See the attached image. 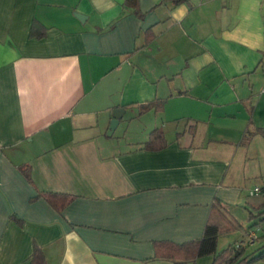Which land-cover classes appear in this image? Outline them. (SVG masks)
<instances>
[{
	"label": "crops",
	"instance_id": "obj_1",
	"mask_svg": "<svg viewBox=\"0 0 264 264\" xmlns=\"http://www.w3.org/2000/svg\"><path fill=\"white\" fill-rule=\"evenodd\" d=\"M126 1L0 0V264H173L156 243L201 241L216 201L218 253L264 237V0Z\"/></svg>",
	"mask_w": 264,
	"mask_h": 264
},
{
	"label": "trees",
	"instance_id": "obj_2",
	"mask_svg": "<svg viewBox=\"0 0 264 264\" xmlns=\"http://www.w3.org/2000/svg\"><path fill=\"white\" fill-rule=\"evenodd\" d=\"M188 2L189 0H163L161 5L171 3L173 6H179ZM126 5L137 8V0H127ZM135 14L142 16L137 9L135 10ZM34 26L36 27V24ZM34 26L31 37H36L38 39L44 38L45 33L36 36ZM155 107L156 103H150L143 109V112L155 109ZM166 145L165 132L162 129H155L151 132L150 138L143 145V148L148 151H159L165 148ZM21 171L28 180H31L30 167H23ZM43 197L58 212L63 211L75 198L71 195L61 193H48L43 195ZM251 216L254 215L251 214ZM259 216H264V211L256 217ZM237 229V224L232 220L222 204L216 201L213 204L204 237L201 241L183 245L156 243V257L164 260H173V264H186L187 262L207 256H214V264H255L257 262H264V251L247 255L246 247L237 249L236 246H230L221 253L217 252L219 237L223 234L234 232ZM30 264H48L45 253L41 248H35L30 258Z\"/></svg>",
	"mask_w": 264,
	"mask_h": 264
},
{
	"label": "rangeland",
	"instance_id": "obj_3",
	"mask_svg": "<svg viewBox=\"0 0 264 264\" xmlns=\"http://www.w3.org/2000/svg\"><path fill=\"white\" fill-rule=\"evenodd\" d=\"M135 126H139L138 124H135ZM249 224H247V228H249ZM264 228V227H263ZM249 231H251L250 233H254L255 235V243L254 244H247L246 247L249 249V252H253V250L257 249L259 247L260 244V240L263 239V231L262 229L258 228V227H251L249 229ZM224 235V234H223ZM222 235V236H223ZM243 237V238H242ZM242 237H232V238H228V237H223L221 242H220V249L222 250L223 248H226L228 246V244H234L236 242V240L241 243L243 240H245L246 243H248V236L244 233ZM239 239V240H238ZM263 245V244H261ZM255 264H264V262H257Z\"/></svg>",
	"mask_w": 264,
	"mask_h": 264
},
{
	"label": "water",
	"instance_id": "obj_4",
	"mask_svg": "<svg viewBox=\"0 0 264 264\" xmlns=\"http://www.w3.org/2000/svg\"><path fill=\"white\" fill-rule=\"evenodd\" d=\"M124 112L125 111L123 109H117L114 111V117H113V120H112L110 128H109V134L110 135H112L114 133V131L116 130V128L119 124V121L121 119V116Z\"/></svg>",
	"mask_w": 264,
	"mask_h": 264
},
{
	"label": "built area",
	"instance_id": "obj_5",
	"mask_svg": "<svg viewBox=\"0 0 264 264\" xmlns=\"http://www.w3.org/2000/svg\"><path fill=\"white\" fill-rule=\"evenodd\" d=\"M261 190L260 189H256V193H259ZM244 244H254L255 243V237H250L249 238V241H248V243H246V242H243ZM243 243H241V244H238L237 246H236V248L237 249H240V248H243L244 247V244Z\"/></svg>",
	"mask_w": 264,
	"mask_h": 264
}]
</instances>
